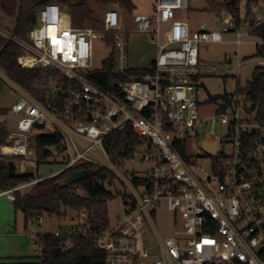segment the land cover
Listing matches in <instances>:
<instances>
[{
	"label": "built area",
	"instance_id": "built-area-1",
	"mask_svg": "<svg viewBox=\"0 0 264 264\" xmlns=\"http://www.w3.org/2000/svg\"><path fill=\"white\" fill-rule=\"evenodd\" d=\"M153 8L151 14L134 15L132 30L123 28L116 9L104 13L100 26L73 27L69 14L57 4L38 9L37 24L25 39L0 25V37L21 50L17 64L41 74L35 90L44 92L50 104L46 107L26 93L9 107V114L17 119L7 130L6 144H0V158L15 159L18 174L32 173L34 179L2 194L14 201L15 191L83 163L107 169L95 149L106 156L103 140L129 128L143 141L139 162L150 166L134 172L139 183L133 184L130 177L107 165L130 193L123 195L126 200L121 196L123 212L115 224L91 233L104 264H264V125L245 114L243 92L230 95L231 107L221 110L224 102L213 115L201 118L197 89L201 78L239 81L245 64L238 53L221 62L203 61L199 44L222 43L231 33L230 43L239 47L264 21L251 24L223 9L218 13L221 32L190 34L187 22L176 17L178 11L188 9V0H154ZM128 33L147 35L154 43L157 51L148 65H130ZM108 37L115 73L123 78L114 81L111 90L89 76L101 68L92 67L93 41L107 42ZM263 46V41L255 43L256 51L262 52ZM256 66L264 69V56ZM7 115L2 116L3 123ZM45 128L60 135L64 158L59 171L38 177L29 142ZM191 139L200 143L197 156L186 153ZM178 142H185V158ZM202 143L213 146L210 153ZM205 160L207 171L199 164ZM161 207L173 220V235L164 239L152 224ZM66 219L69 222L58 227L54 237L85 235L84 209L68 213ZM149 233L155 237L154 245ZM44 235L32 239L39 258L33 264H41ZM65 248H70L69 242Z\"/></svg>",
	"mask_w": 264,
	"mask_h": 264
},
{
	"label": "trees",
	"instance_id": "trees-1",
	"mask_svg": "<svg viewBox=\"0 0 264 264\" xmlns=\"http://www.w3.org/2000/svg\"><path fill=\"white\" fill-rule=\"evenodd\" d=\"M99 1L105 4H117L124 11L133 9L130 0ZM206 2L209 9L217 14L225 9L237 17L239 16V10L236 7L238 0H223V3L210 0H206ZM254 3L256 0L247 1L245 13V19L249 20L251 24L254 23V18L250 16V7ZM46 4H57L61 8L65 7L69 12L72 26L76 28L97 27L103 21L102 18L93 16V11L88 6L87 0H0L1 10L12 20L11 30L13 34L21 39H25L30 30L36 26V13L39 8ZM250 35L264 42V22L257 25ZM106 43L108 46L112 45L110 37L107 38ZM20 53L21 50L17 44L0 37V72L34 100L49 107V102L45 100V93L35 90L37 82L41 79V74L37 70L21 68L16 61ZM255 55L264 56V46L263 51H256ZM133 72L144 73L143 70H133ZM89 76L109 90L112 89L114 81L123 79L115 73L112 53L103 60L101 68L90 73ZM236 92L245 94L243 102L245 114L264 125V69L255 66L246 87L238 89ZM223 99L226 106L221 107V110L231 107L230 97ZM210 101L214 100L210 99ZM8 113L9 108L0 109V116ZM7 133L5 125L0 123V144H6ZM102 145L108 157L113 162L119 163L121 159L133 158L136 148L143 145V141L128 128L121 133L110 134L103 140ZM29 146L34 149L38 166L46 163L54 153H60L63 149L60 143V135L56 132L34 135L30 139ZM177 148L185 158V142H178ZM7 158H0V191L2 192L34 179L32 173L20 175L16 173L15 169L11 170ZM77 170L85 171V178L75 184L69 183L70 174ZM125 173L126 176L130 177L133 184L139 183V178L135 176L134 171H126ZM114 179V175L107 169L92 163H83L74 169L31 185L25 193L14 192V210L22 214L25 228L29 221L36 222L44 215L54 216L62 221L70 212L79 213L83 209L87 212L88 230L85 235L74 234L69 238H56L52 234H45L40 238L43 246L41 264H104V255L95 247L91 233L103 231L109 226L105 218V206L107 201L115 197L109 189L113 187ZM123 200H126L124 196ZM67 242L70 243L68 249L65 248Z\"/></svg>",
	"mask_w": 264,
	"mask_h": 264
},
{
	"label": "rangeland",
	"instance_id": "rangeland-1",
	"mask_svg": "<svg viewBox=\"0 0 264 264\" xmlns=\"http://www.w3.org/2000/svg\"><path fill=\"white\" fill-rule=\"evenodd\" d=\"M130 1L133 5V9L131 11H124L117 6V4H105L99 0H87L88 6L92 9L95 18L103 19L104 12L108 9H116L118 12L122 13L123 28L125 30H132L135 28L133 22L134 15L151 14L154 10V0ZM210 1L218 2V0ZM247 1L248 0H238L236 3L241 19L245 18ZM62 9L69 13L65 7H62ZM250 16L254 18V20L264 21V0H256V3L251 4ZM176 17L177 19L187 22L190 34L222 31V24L218 14L209 9L206 0H188V9L178 11ZM0 25L12 29V20L1 10V7ZM127 37L130 65L137 68L148 65L157 51L150 37L143 34L132 33H128ZM233 39L234 35L229 33L224 36V42L222 43L202 42L199 44V58L203 61L221 62L228 54L233 53H238L245 61V64L240 69L239 81L235 78H201L198 81L197 89L198 99L200 101L198 111L201 118H208L213 115L218 107L225 102L223 99L224 97H230L237 89L245 88L247 82L250 80L253 68L257 65L259 57L255 55V43H259L261 40L248 35L244 38L246 43L237 47L230 43ZM93 47L92 67L99 69L103 60L108 56L110 49L106 41L101 39L94 40ZM20 94H26V92L11 83L4 74L0 72V109L9 108L14 101V95L17 97ZM210 99L214 101H210ZM16 119L15 116L10 114L7 115V124H4L5 127L7 129L12 128ZM0 120H2L1 116ZM216 131H218V128H216ZM51 132V129L45 128L40 133L51 134ZM143 150L144 146L140 145L136 148L133 158L121 159L119 163H117L113 162L107 155L105 156L98 148L95 149V153L98 154L99 162L103 163L115 177L113 180V187L109 188L115 197L107 201L105 206V218L110 226L115 224L123 212L121 196L129 194L130 190L120 179L119 175L112 171L107 165L111 164V166L123 176L126 175L125 172L127 170L142 172L150 166L147 162H139ZM200 151V143L195 142L193 139L188 141L186 150L187 155L197 156ZM63 158L64 155L62 153H54L46 163L39 165L37 170L38 177H47L59 171L62 167ZM7 160L12 162L15 161L13 158H7ZM199 164L204 170H208V162L206 160ZM15 171L18 173L16 169ZM30 187L31 186L25 187L19 191L25 193ZM68 222L67 219L59 221L54 216L49 217L44 215L40 220V224L37 222H28L25 228L21 215L14 213L12 202H7L5 198H0V232L5 233L4 235H0V264H13L15 262L14 259L19 260L22 258L28 259V262L31 264L38 262V249L32 243L33 237L37 234H53L58 227H63ZM7 224H9V227H7ZM152 224L161 239L173 235L172 215L166 211L164 207L158 209L153 215ZM149 238L154 245L155 240L153 239H155V237L152 233H149Z\"/></svg>",
	"mask_w": 264,
	"mask_h": 264
},
{
	"label": "water",
	"instance_id": "water-1",
	"mask_svg": "<svg viewBox=\"0 0 264 264\" xmlns=\"http://www.w3.org/2000/svg\"><path fill=\"white\" fill-rule=\"evenodd\" d=\"M202 148H204L206 150L207 153H210L211 149L213 148V146H209L208 144L206 143H202ZM8 166L10 167L11 170H14L15 167H14V163L12 161H9L8 162ZM86 176V173L85 171L83 170H77V171H73L71 174H70V177H69V183L71 184H75L81 180H83ZM150 252H155L154 249H152Z\"/></svg>",
	"mask_w": 264,
	"mask_h": 264
},
{
	"label": "crops",
	"instance_id": "crops-1",
	"mask_svg": "<svg viewBox=\"0 0 264 264\" xmlns=\"http://www.w3.org/2000/svg\"><path fill=\"white\" fill-rule=\"evenodd\" d=\"M62 9V8H61ZM63 10V9H62ZM64 11V10H63ZM107 11V10H106ZM105 11V12H106ZM104 12V13H105ZM69 14V13H68ZM70 16V15H69ZM15 99H16V95H14V101H15ZM13 101V102H14ZM12 102V103H13ZM12 105V104H11ZM6 108H8V107H6ZM1 118H2V116H1ZM0 123H3L2 122V120H0ZM3 124H7V122H5V123H3ZM9 129V128H8ZM7 129V130H8ZM15 167V166H14ZM3 192L2 191H0V198H5V200L7 201V202H12V205H13V201H11V200H9L8 198H7V196L6 195H4V194H2ZM13 210H14V206H13ZM14 213L15 214H19V215H21V217H22V221H23V216H22V214L21 213H19V212H16L15 210H14ZM23 226H24V222H23ZM7 227H9V224H7ZM9 233V232H8ZM5 233L4 232H0V235H4ZM10 234V233H9ZM14 263L13 264H26V263H30V262H28V259H26V258H22V259H14Z\"/></svg>",
	"mask_w": 264,
	"mask_h": 264
},
{
	"label": "bare ground",
	"instance_id": "bare-ground-1",
	"mask_svg": "<svg viewBox=\"0 0 264 264\" xmlns=\"http://www.w3.org/2000/svg\"><path fill=\"white\" fill-rule=\"evenodd\" d=\"M3 151H5V150H3Z\"/></svg>",
	"mask_w": 264,
	"mask_h": 264
}]
</instances>
